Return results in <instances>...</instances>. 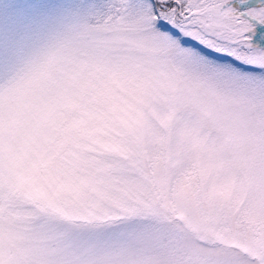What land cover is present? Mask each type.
Here are the masks:
<instances>
[{
  "label": "snow or ice",
  "instance_id": "1",
  "mask_svg": "<svg viewBox=\"0 0 264 264\" xmlns=\"http://www.w3.org/2000/svg\"><path fill=\"white\" fill-rule=\"evenodd\" d=\"M0 264H264V0H0Z\"/></svg>",
  "mask_w": 264,
  "mask_h": 264
}]
</instances>
